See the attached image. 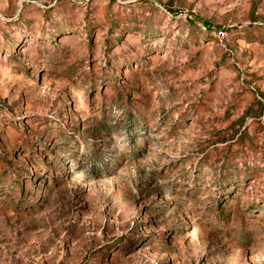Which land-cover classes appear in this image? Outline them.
<instances>
[{
	"label": "rangeland",
	"instance_id": "1",
	"mask_svg": "<svg viewBox=\"0 0 264 264\" xmlns=\"http://www.w3.org/2000/svg\"><path fill=\"white\" fill-rule=\"evenodd\" d=\"M0 264H264V0H0Z\"/></svg>",
	"mask_w": 264,
	"mask_h": 264
},
{
	"label": "trees",
	"instance_id": "2",
	"mask_svg": "<svg viewBox=\"0 0 264 264\" xmlns=\"http://www.w3.org/2000/svg\"><path fill=\"white\" fill-rule=\"evenodd\" d=\"M204 24H205L206 26H209V24H208L207 22H204Z\"/></svg>",
	"mask_w": 264,
	"mask_h": 264
},
{
	"label": "built area",
	"instance_id": "3",
	"mask_svg": "<svg viewBox=\"0 0 264 264\" xmlns=\"http://www.w3.org/2000/svg\"><path fill=\"white\" fill-rule=\"evenodd\" d=\"M220 35H224L223 33H220Z\"/></svg>",
	"mask_w": 264,
	"mask_h": 264
}]
</instances>
